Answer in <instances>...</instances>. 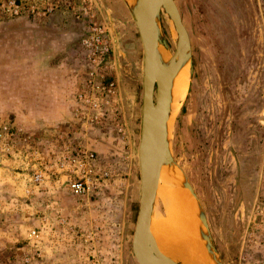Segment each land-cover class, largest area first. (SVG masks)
<instances>
[{"label":"rangeland","instance_id":"1","mask_svg":"<svg viewBox=\"0 0 264 264\" xmlns=\"http://www.w3.org/2000/svg\"><path fill=\"white\" fill-rule=\"evenodd\" d=\"M174 1L191 42L190 82L169 126L175 170L192 185L222 264H264V0ZM40 26L69 35L63 57L72 90L92 68L81 36L105 29L106 74L119 95L101 122L85 124L72 111L54 122L40 115ZM160 27L172 57L178 36L164 12ZM143 56L125 0H0V147L11 139L14 149L0 163V264H139L133 236L141 198ZM60 135L74 138L75 149L81 143L95 152L83 195L66 178L34 182L47 139ZM170 182L166 170L154 225L176 218L179 207L180 220L184 213L193 230L185 196ZM189 241L198 252L188 260L202 262L198 236Z\"/></svg>","mask_w":264,"mask_h":264},{"label":"water","instance_id":"2","mask_svg":"<svg viewBox=\"0 0 264 264\" xmlns=\"http://www.w3.org/2000/svg\"><path fill=\"white\" fill-rule=\"evenodd\" d=\"M125 1L134 16L144 50L143 108L138 148L141 198L133 236V253L139 264H188L177 257L176 252L159 246L156 231H151L156 218L159 187L165 171L169 170L171 185L177 183L178 188L186 191L197 205L198 242L204 246L208 263L222 264L203 207L192 185L182 173L175 170V159L169 142V126L173 117L170 108L172 82L185 63L191 65L189 34L174 0ZM162 12L167 14L178 36L176 52L167 67L163 66L159 57V48L168 45L160 27ZM134 100L135 97L131 96L129 103L133 104Z\"/></svg>","mask_w":264,"mask_h":264},{"label":"built area","instance_id":"3","mask_svg":"<svg viewBox=\"0 0 264 264\" xmlns=\"http://www.w3.org/2000/svg\"><path fill=\"white\" fill-rule=\"evenodd\" d=\"M79 45L82 49L89 51L88 59L92 68L85 73V79L75 81V90L71 89L65 99V111H72L74 117L81 115L84 117L83 123L94 125L102 121L104 112L115 106L114 101L119 95L117 84L109 81L106 74L110 63L111 46L106 31L102 27L95 28L92 32L88 29L87 34L85 32L81 36ZM54 127L55 130H60L59 124H55ZM0 139H4L3 134H0ZM10 140H4L6 143L0 147V163L3 159L2 153L7 156L14 153ZM77 141V143L80 142V140ZM46 142L44 150L47 156L42 160L45 161L44 166L35 173L36 186L66 178L75 194H85L89 188L87 177L93 172L91 161L94 159L95 152L81 143L75 149L76 140L69 135H60L52 142L49 139ZM77 163L81 167L79 171H76ZM79 175L82 177L77 180L76 176ZM33 235L36 236V232Z\"/></svg>","mask_w":264,"mask_h":264},{"label":"crops","instance_id":"4","mask_svg":"<svg viewBox=\"0 0 264 264\" xmlns=\"http://www.w3.org/2000/svg\"><path fill=\"white\" fill-rule=\"evenodd\" d=\"M67 36L64 38L57 32L39 27V112L48 119L47 122L58 121L61 112L66 110L65 99L72 86L66 76L68 62L63 57L64 48L70 45Z\"/></svg>","mask_w":264,"mask_h":264},{"label":"bare ground","instance_id":"5","mask_svg":"<svg viewBox=\"0 0 264 264\" xmlns=\"http://www.w3.org/2000/svg\"><path fill=\"white\" fill-rule=\"evenodd\" d=\"M159 57H160L161 63L163 64L164 67H167V66L170 65L172 57L170 55V52L168 51V45L167 46H161L159 48ZM189 71H190V64L189 63H187V64L185 63L182 66V68L179 70V72L176 74V76H175V78H174V80L172 82L171 104H170L171 114L173 113L175 105L183 97L186 96L187 81L190 82ZM160 187H161V185H160ZM160 187H159V191H160ZM182 192H183V195L185 196V199H186V202H187L188 215H189L188 217L191 220V223L193 225L192 226L193 230H191L189 228L190 225L188 227L187 220L184 219L185 218V214L184 213H182V216L184 218H182L180 220V218H181L180 217V211H179V207L177 206L178 207L177 212L174 214L175 216H177L176 218L175 217L174 218H170V219L166 218V221L168 220L167 222H163V221L156 222L155 225H154V222H153V225L151 227V231H153L154 228H155V230L157 231L156 234L158 233V235H159V239L160 238L163 239L165 241L164 243H166V244L169 243V245L171 246V249H173V251L176 252L177 257H180L181 259L185 260L188 264H196V263L191 262L190 260H188V258H189V255L191 253L198 252V251L194 252L196 247H194L193 243H192V245L190 244L192 241L191 242L189 241L194 235H196V237H197V233H198V227H197L198 223H197V220H196L197 205H196L194 199H192L191 196L189 194H187L186 191H182ZM161 193H164V191L162 190ZM161 196H162V194H161ZM163 196H165V195H163ZM171 200H173V199H170V201ZM171 203H169V204L171 205ZM173 203H174V200H173ZM167 206H168V204H167ZM171 206H173V205H171ZM171 212H172V209H171ZM173 212H175V211H173ZM188 243L190 245H188ZM200 249H201V252H202V258L203 259H202V262L197 263V264H202V263L209 264L208 263L209 262L208 258L205 257L206 255L204 253V246L203 247L201 246ZM180 254H183V255L180 256ZM191 255H193V254H191ZM195 255L197 256L198 254H195Z\"/></svg>","mask_w":264,"mask_h":264}]
</instances>
